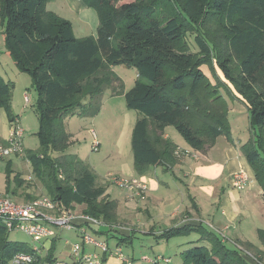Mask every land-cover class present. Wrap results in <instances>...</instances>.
<instances>
[{"label":"trees","instance_id":"trees-1","mask_svg":"<svg viewBox=\"0 0 264 264\" xmlns=\"http://www.w3.org/2000/svg\"><path fill=\"white\" fill-rule=\"evenodd\" d=\"M81 1L96 12L95 37L76 38L69 21L46 10L47 0H0L5 54L19 73L30 78L36 95L39 148L24 149L21 158L29 162L33 179L42 185L46 197L66 211L84 206V216L101 222L90 231L102 236L110 248L121 246L126 239L106 233L118 222L117 203L105 195L107 186L97 182L89 165L66 153L71 135L65 120L96 115L107 89L123 96L125 108L137 114L130 149L133 169L142 176L152 167L166 169L176 163L177 147L163 137L167 127L174 128L195 151L206 150L220 136L230 142L227 107L215 102L216 87L227 83L256 129L239 152L264 200V0H131L121 5L122 0ZM207 25L214 29L207 30ZM188 35L193 36L196 51L189 46ZM115 66L137 72L130 89L124 91L112 71ZM203 66L211 69L214 84ZM12 88L13 83L0 77V108L11 123L15 120ZM10 168L7 162L6 192ZM9 232L0 221V264H11L17 253L32 254L34 247L39 254L28 264L55 261L56 235L37 243L30 240L32 248L10 241ZM192 232L200 237L191 244L207 246L181 252L182 264L262 263L263 252L236 241L251 254L249 258L237 248H228L202 223L173 227L159 237L167 240ZM256 235L264 249V230ZM111 239H116L114 246Z\"/></svg>","mask_w":264,"mask_h":264},{"label":"crops","instance_id":"crops-1","mask_svg":"<svg viewBox=\"0 0 264 264\" xmlns=\"http://www.w3.org/2000/svg\"><path fill=\"white\" fill-rule=\"evenodd\" d=\"M46 10L69 21L72 25L73 33L76 38L96 36V30L98 26L97 15L95 14L96 12L94 13V20L92 17L93 15L88 13L89 8H87L81 0H47ZM78 17L79 20L77 30H75V22ZM89 17L92 18L90 25H88ZM3 54V52L0 54V67L3 68L6 65V79L4 76L0 75V77L5 82H11V79H14L15 85L18 78H20L21 73L17 71L11 60ZM124 91H126L125 85ZM27 102L28 101L25 98L23 103L26 104ZM103 107L104 102H101V112L104 110ZM18 109L19 107L17 102L12 96L11 112L15 118L14 122L20 125L18 122L20 121ZM102 114L103 112L101 115ZM136 118L137 114L131 117L127 113L124 134L120 141L121 144L118 146L119 149H123L124 146H126V149L130 148L131 133ZM11 127L12 123L8 120L5 111L0 108V144L6 145L7 140L9 139ZM163 137L169 139L173 144H175L177 149L189 151L191 155L183 156L179 159L174 156L176 163L172 167L167 166L166 169L160 166L152 167L144 175L139 176L133 169V157L131 151L129 156L127 154V151L131 149L126 150V161L123 162V159L118 160L121 162L119 163L120 168L118 172H114L113 176L118 178L138 179L143 184H145L147 191L145 192L142 199L130 198L128 193L125 191H123L124 194L122 193L120 198H116L115 196L109 197V192H107L108 195H106L105 192V195L110 200H113L117 203V223L122 227H130V229L132 228L133 230L131 231H136L135 228H138L139 225H141V229L143 228L141 232L143 234H148V231L146 230L151 232L150 229L154 227L156 222H160L162 224L163 228H160V233L173 227L177 228L186 224L197 225L198 223H202L209 231L215 232L219 235L222 233V231H226V229H228L227 227H229L231 229L230 236L232 237V240L249 243L257 250L264 253V249L256 239V231L264 230V200L261 190L259 187H257L256 181L249 166L239 152V147L242 144L240 142L236 144L231 141L228 144L232 146L234 150L229 146L220 152V154L226 157L227 161V163L223 166L213 162V159L209 155V152L213 149H206L207 151L204 150L200 152L189 148L186 144H180L178 141H176L171 127L165 128ZM124 154L125 153L122 152L120 156H123ZM0 161L3 162L4 165L9 162L11 165L10 178L11 176L17 178V181H11L10 179L7 192L5 191L6 185L2 187V190H0V197H10L12 200H15L19 203H27L37 197L39 190L42 192L41 185L39 187L36 181L33 179L31 167L27 160L21 157H13L8 159L0 158ZM3 171L5 175V167ZM239 171H242L245 179L243 188L241 190H234V188L231 190L230 188L229 190L224 191L222 189V185H227V182H229L233 175ZM249 174L253 178L252 180H249ZM104 179V176L101 177V182L98 183L103 185ZM18 182L21 184H18ZM256 188L259 190V195L262 198V202L259 200V197L257 198L259 195L256 193ZM183 191H186V193L189 194V197L193 198L191 201L193 208H191V204L190 206L185 205V207H183V202L179 203L180 195L184 196L182 193ZM214 196H217L219 199V211H214L212 208H210L211 206H207V202L204 199L213 198ZM211 201L212 205L214 200L211 199ZM74 208V217L77 218L73 219V222L79 225L81 224V220L78 218V213L84 209V206H74ZM78 209H80V212L76 211ZM133 223H136V225H133ZM92 228L97 229V227ZM97 231H99V229ZM115 231L116 233L113 235L121 239H128L126 241H129L130 237L122 234V228L121 232L117 231L116 229ZM160 233L158 235H160ZM93 235L97 238H103L97 235L94 231ZM57 238L58 236L56 235V241L58 240ZM223 240L226 241V239ZM45 244L47 245L48 243ZM65 244L66 251H68V253L63 254L62 257H71V260L69 263L62 264H71L73 262L79 263L76 257L69 255L71 245H69L67 241H65ZM202 245L207 246V244L204 242ZM55 256L56 248L54 252V260H56ZM261 257L262 263L260 264H264V255ZM132 259L135 258L132 257ZM250 263L256 264L254 262ZM105 264L121 263L118 262L114 257H107Z\"/></svg>","mask_w":264,"mask_h":264},{"label":"rangeland","instance_id":"rangeland-1","mask_svg":"<svg viewBox=\"0 0 264 264\" xmlns=\"http://www.w3.org/2000/svg\"><path fill=\"white\" fill-rule=\"evenodd\" d=\"M130 1L131 0H122L118 3V5H121L123 3H128ZM49 8L51 9L50 6ZM164 12H165L164 15L166 16V11L164 10ZM88 13H90V15H93L92 17L95 20V14H96L95 11L93 9H89ZM91 19L92 18L89 17L88 25H90ZM78 20L79 17L78 19H76L75 22V30H77ZM206 29L213 30L214 27L212 26L210 27L207 25ZM192 40H193V36L188 35L187 41L189 43V46L192 48L193 51H196V48H194L192 45ZM2 52L4 53L3 55H6L3 27L0 19V54ZM3 68L0 67V75L5 77L6 76L5 70L7 69L6 65ZM201 69L204 72V74L208 77V79L211 81V83L214 84L215 80L214 78H212V75L210 73L212 72L211 69H209L207 66H203ZM112 71L125 85L126 90L130 89L133 86L134 81L137 78V72L134 69L126 68L124 66H115L112 68ZM14 82L15 80L11 79V83H13L11 94L14 97V100L17 102V105L19 107L18 115L20 121L18 122L20 123V127L23 130V136H22L23 148L26 151L28 150L36 151L39 148V144L35 135L38 130V119H37V114L35 113L34 110L36 95L32 90L31 80L27 75L21 74L20 78H18L15 85ZM115 87L116 86H112V89H114ZM216 89L218 94H217V100H215V102L224 103L227 107L228 112L226 118L228 121V127L230 131V139H231L230 142L233 141L236 144L240 142L242 145L246 144L250 140L253 131H256V129L253 128L250 123L249 114L246 108L237 99L238 96L235 94L233 88L227 83L217 86ZM25 98L28 101L26 104L23 103V100ZM101 102H104V107H103L104 110H102L103 112L102 115H101L102 112L100 107L99 112L93 117L79 119L75 116L65 120L64 126L66 130L70 132L71 135L70 138L71 144L68 150L66 151V153L78 156L80 160H82L85 164L89 165L92 168V171L97 175V182H101V177L104 176L105 178L104 184L107 186L106 195H108L107 192H109L110 194L109 197L115 196L116 198L117 197L120 198L122 196V193L124 194V192L122 189H120L118 186L112 183L110 176H113L114 172H118L120 168L119 163H121L118 161L119 159H123V162L126 161V150L130 148L126 149V146H124L123 148L124 150H123V149H119L118 146L121 144L120 142L121 138H123L124 126L126 122L125 119H127V113L131 117L135 116L136 114L134 111L127 110L124 105L123 97L121 95H114V92L111 91V89L109 90L107 89L103 92ZM90 130L94 133L96 137V143L99 144L95 150L91 149L93 138L90 135ZM171 130L175 135L176 141H178L180 144H185L183 139L174 130V128L171 127ZM228 143L229 141L227 142V140L223 136H220L215 140V142L211 146H208L207 150L213 149L209 152V155L213 159V162H216L223 166L227 163L226 157L220 154V152L230 146ZM230 147L233 148L232 146ZM130 151L131 150L127 151L128 156L130 154ZM122 152H124L125 154L123 156H120ZM5 166L6 164L4 165L3 162L0 161V190H2V187L5 186V182H4L5 175L3 171ZM13 178L14 177L11 176L10 178L11 181H13ZM252 179L253 178L249 174V180ZM36 183L40 187L41 184L38 181H36ZM222 186H223L222 189L224 191H227L230 188L231 190H233L231 186V180L227 182V185L225 186L222 185ZM255 190L257 195H259V190L257 188ZM39 192L36 198L46 196L43 192V189L42 192L41 190H39ZM182 193L184 196L180 195L179 203L183 202V207H185V205L190 206L191 204V208H193L191 203L193 198L189 197V194H187L186 191H183ZM258 197L260 198L259 200L262 202L261 200L262 198L260 197V195L257 196V198ZM204 199L207 202V206H211L210 208H212L214 211L220 210V205L218 204L219 199L217 196H214L213 198H204ZM211 199L214 200L212 205H211L212 202ZM14 202L19 203L15 200ZM79 210L80 209L76 211L78 212ZM83 210L81 212L79 211L80 213H78V216L82 215ZM74 211H75L74 207L71 210H69V212L73 216H75ZM133 225H136V223L135 224L133 223ZM85 228L86 230L88 229L89 234L93 236V232L90 231V227L86 225ZM121 228L123 229L122 234L130 238L129 241H126L128 240L126 239L124 242L123 241L120 242L121 246L119 248L122 250L124 255L128 256L129 258L132 257L135 258L133 259L134 264H147L142 261H139L141 257H147L150 259L154 257H160L168 260V263L160 262L157 264H182V260L180 257L181 252L189 249L191 246L193 247V246L202 245V243H200L199 245L198 244L195 245L194 243L191 244V242H194L192 240L196 241L200 237L198 233L195 232H192L189 235L183 234V235L174 236L167 240L165 238L159 237L158 234L160 233L161 230L160 228H163L160 222H156L154 227L150 229L151 232H149V230H146L148 231V234H143L141 232V230L143 229V228L141 229V225H139L138 227L140 229L135 228L136 231H131L133 230L132 228L130 229V227H128L129 228L128 229L127 227H122L118 223L113 224L110 228H107L108 231H106V233L115 234L116 233L115 229L121 232ZM227 228L228 229H226V231H222V233L219 234L221 240L226 239V241L224 240L223 241L225 242V245L228 248H235V249L237 248L238 251H241V248H239L238 243L231 239L232 238L230 236L231 229L229 227ZM54 232L58 236L57 238L58 240L56 241L57 243L56 256H55L56 260L53 261L51 264L69 263L71 257L68 256H67L68 258H66L65 256L62 257L63 254L68 253V251H66L65 241H67L69 245H73V244L80 245L81 239L78 236V234H76L75 232L60 230L57 227H54ZM95 238L96 240L99 241L102 240L99 237L98 238L95 237ZM9 240L13 242L27 243L32 248L34 245L30 241V239L21 232H16V231L9 232ZM115 241L116 239H111L110 245L114 246ZM244 250L247 251L245 248ZM61 257L63 260L61 259ZM107 257L109 258L111 256H107ZM44 264H48V263L45 262Z\"/></svg>","mask_w":264,"mask_h":264},{"label":"built area","instance_id":"built-area-1","mask_svg":"<svg viewBox=\"0 0 264 264\" xmlns=\"http://www.w3.org/2000/svg\"><path fill=\"white\" fill-rule=\"evenodd\" d=\"M13 127V128H12ZM9 139L6 145L0 144V158L8 159L13 156H24L22 143L23 130L16 122L12 123ZM93 138L91 149L95 150L99 145L96 143V137L90 130ZM189 151L176 149L174 156L181 158L190 156ZM113 184L128 193L130 198H142L147 191L145 184L134 178H118L110 176ZM245 179L242 171L233 175L231 186L236 190H241L244 186ZM77 217L71 215L69 211L63 209L58 203L51 201L48 197H38L27 203H16L10 197H0V221L10 232L16 231L26 235L33 243L55 236L54 227L60 230L75 232L81 239V244L71 245L69 255L78 259L80 264H102L103 256H111L117 259L121 264H132V260L123 254L119 247L110 248L104 241L96 240L89 234L88 227H100L101 222L91 217L80 215L78 218L81 224L73 222ZM88 231V232H87ZM241 252L249 258L251 254L242 247ZM39 254L36 247L33 248L32 254L17 253L11 260V264H28L33 259V255ZM140 261L147 264L167 262L160 257L152 259L141 257Z\"/></svg>","mask_w":264,"mask_h":264}]
</instances>
